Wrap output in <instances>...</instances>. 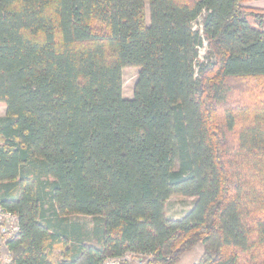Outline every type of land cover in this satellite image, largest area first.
Listing matches in <instances>:
<instances>
[{
  "label": "trees",
  "instance_id": "obj_1",
  "mask_svg": "<svg viewBox=\"0 0 264 264\" xmlns=\"http://www.w3.org/2000/svg\"><path fill=\"white\" fill-rule=\"evenodd\" d=\"M250 1L0 0V208L20 226L7 264H177L200 243L193 264H264V8ZM176 194L196 197L180 219Z\"/></svg>",
  "mask_w": 264,
  "mask_h": 264
},
{
  "label": "rangeland",
  "instance_id": "obj_2",
  "mask_svg": "<svg viewBox=\"0 0 264 264\" xmlns=\"http://www.w3.org/2000/svg\"><path fill=\"white\" fill-rule=\"evenodd\" d=\"M253 1V0H252ZM250 1V2H252ZM250 2L247 4L251 6ZM202 17L196 21L195 25L199 26L201 24ZM207 47L205 45L200 48V55L202 58L206 57ZM139 68L128 66L123 70L124 77V96L125 97H133L134 90L136 86V81L138 78ZM6 114V106L0 104V117L5 116ZM196 201V197L190 195H181L176 194L169 197V200L166 205V213L169 218L172 219H180L187 212L191 210ZM79 220L87 223L90 227L94 224V217L91 216H77ZM203 252L202 244H198L194 246V248L183 254L180 262L177 264H193L196 262L197 258H200ZM7 250L3 243L0 244V264H7ZM149 255H140L134 256L131 252L126 253L124 257L118 259V263L116 264H146V261L149 259ZM124 261V262H123ZM123 262V263H121Z\"/></svg>",
  "mask_w": 264,
  "mask_h": 264
},
{
  "label": "built area",
  "instance_id": "obj_3",
  "mask_svg": "<svg viewBox=\"0 0 264 264\" xmlns=\"http://www.w3.org/2000/svg\"><path fill=\"white\" fill-rule=\"evenodd\" d=\"M18 215L0 208V244L3 243L7 250L6 261L9 262L12 258L11 251L7 248V240L15 236L19 231V218ZM119 258H110L106 260L105 264H116Z\"/></svg>",
  "mask_w": 264,
  "mask_h": 264
},
{
  "label": "crops",
  "instance_id": "obj_4",
  "mask_svg": "<svg viewBox=\"0 0 264 264\" xmlns=\"http://www.w3.org/2000/svg\"><path fill=\"white\" fill-rule=\"evenodd\" d=\"M250 4L253 7L264 8V0H253L252 2H250ZM197 259H196V262L198 261Z\"/></svg>",
  "mask_w": 264,
  "mask_h": 264
}]
</instances>
